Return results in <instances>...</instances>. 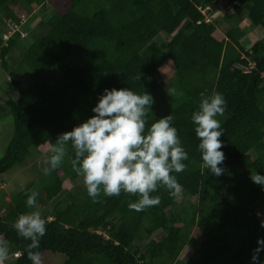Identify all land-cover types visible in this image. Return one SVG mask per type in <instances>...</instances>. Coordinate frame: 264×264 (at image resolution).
<instances>
[{"label": "trees", "instance_id": "obj_1", "mask_svg": "<svg viewBox=\"0 0 264 264\" xmlns=\"http://www.w3.org/2000/svg\"><path fill=\"white\" fill-rule=\"evenodd\" d=\"M46 3L53 10L48 29L17 63L7 60L27 36L24 23L20 29L25 37L17 32L6 45L0 40V66L16 93L7 101L13 135L0 159V179L24 164L33 148L93 115L98 95L113 87L153 97L146 127L172 114L188 159L182 172L171 173L179 189L170 192L158 185L150 195H158L159 203L140 211L127 206L136 195L123 191L117 196L101 192L95 201L87 192L69 195L68 204H57L52 220L43 218L46 231L34 251L61 253L66 256L62 264H250L257 239L264 238L255 207L264 201V191L249 178L255 172L264 175V42L255 41L246 50L241 41L248 30L241 25H232L217 39L219 0H0V23L8 24L4 32L21 22L11 6L32 11ZM228 6L235 13L246 10L250 26L264 30V0H228ZM203 9L212 13L210 21ZM160 35L168 37L163 44L155 40ZM167 61L176 82L160 97L156 73ZM248 61L255 68L244 73ZM213 90L226 101L223 115L216 117L223 130L219 139L226 169L219 177L200 167L190 120L200 94ZM66 156L41 184L47 201L63 191L64 174L72 181L81 177L71 165V146ZM177 191L198 203L194 212L182 208V224L171 211ZM31 193L26 186L10 202L0 199V238L20 252L8 264H31L25 254L30 241L12 228L19 214L34 210L25 205ZM183 226L192 234L184 233ZM158 231L164 234L161 240L151 239L143 249L135 245ZM184 252L190 256L181 260Z\"/></svg>", "mask_w": 264, "mask_h": 264}, {"label": "clouds", "instance_id": "obj_2", "mask_svg": "<svg viewBox=\"0 0 264 264\" xmlns=\"http://www.w3.org/2000/svg\"><path fill=\"white\" fill-rule=\"evenodd\" d=\"M153 103V97L146 91L136 93L129 87L105 88L91 108L93 115L70 131L58 134L43 173L47 175L62 163L66 145L70 144L72 168L82 177L87 195L94 201L101 192L104 196H117L123 191L137 197L127 205L131 210L140 211L156 205L159 196L150 194L158 185L170 192L179 189L176 177L171 173L184 170L188 153L172 124V114L154 119L146 127V114ZM225 105L221 93L213 90L206 95L202 92L190 117L198 140L200 167L216 177L226 171L222 166L225 155L219 139L223 130L216 118L223 115ZM249 178L264 191V175L255 172ZM36 196L37 193L32 192L25 200L26 207L34 210L19 214L12 224L18 237L30 241L25 254L31 264H41V254L34 250L39 248L40 238L46 231V221L35 208ZM46 219L50 221L52 217ZM260 226L264 228V220ZM256 244L250 264H264V259L260 258L264 238H258ZM17 252L13 251L12 259L18 258L14 257V253L19 255ZM8 254V248L0 246V264H4Z\"/></svg>", "mask_w": 264, "mask_h": 264}, {"label": "rangeland", "instance_id": "obj_3", "mask_svg": "<svg viewBox=\"0 0 264 264\" xmlns=\"http://www.w3.org/2000/svg\"><path fill=\"white\" fill-rule=\"evenodd\" d=\"M228 0L219 1V5L217 8V12L214 15L216 21L220 23L218 25V32H216L215 37L219 40L223 39L225 33L231 28L232 25H241L245 30H248L247 36L242 39L241 43L245 47L246 50H249L251 45L255 41H263L264 42V30L261 28H252L247 20V12L246 10L235 13L233 7L227 9ZM13 12L16 17L21 16L24 17V28L26 29L27 36L25 39H20L17 46L11 51V54L7 60L9 65H13L17 63L29 45L42 36L48 29L46 23L51 18L52 8L46 3L38 9L30 10L19 7L18 5L11 6ZM203 12L207 16V21H210L211 14L209 11L203 9ZM9 23V22H8ZM7 22L0 23V40L2 41V33L5 31L4 28L7 26ZM159 44H163L168 40V37L164 35H160L155 39ZM3 42V41H2ZM161 88L158 90L157 95L162 97L167 91L172 88L176 82V72L170 61H167L165 65L160 69L159 72L156 73ZM7 74L4 69L0 66V159L3 157L5 153V149L13 135V119L11 115V111L9 107L4 103L3 100H7L9 98H13V94L8 93V89H11L7 83ZM21 83L26 86L29 84L28 78L24 77L21 79ZM56 138L51 139L44 146L39 147L38 149L33 148L31 150V156L28 157L24 164L16 165L11 170H9L4 178L0 179V199L5 200V195L8 196V200L12 199L13 196L24 187L28 185H32V189H37L38 194L40 195V199L36 204V209L39 210L41 218H48L52 216L57 207V204H68L70 200L69 195H74L77 191L86 192V189L83 184L82 177H79L75 180H69L68 174H64L62 179L64 181L63 191H61L51 202L45 199V194L40 190L42 182L47 179V175H45L42 169L47 166L45 161L46 158L51 155V149L53 147L52 143H55ZM70 146L66 145V150ZM249 158L252 159V155H248ZM68 157L65 156L62 162H66ZM4 188H1L3 187ZM35 191V190H34ZM0 200V202L2 201ZM6 201V200H5ZM264 204L263 199H260L256 204V212L261 214L260 209L262 210V205ZM185 208L187 212H194L198 207L197 198L196 197H187L184 196L180 191H177L176 200L174 203V207L171 208L172 215L176 217L179 221V224L182 221L181 216H183L182 208ZM264 208V207H263ZM182 230L184 233L192 234V230L188 227L183 226ZM164 237V234L161 231L156 232L153 236L149 238H145L142 242H135V245L142 248L147 243V241L153 240H161ZM0 246H5L9 250V254L12 255V249L0 238ZM186 251V250H185ZM9 256V255H8ZM5 259L6 264L11 263V260L8 257ZM189 252H184L181 256V260H185L189 258ZM66 260V256L61 253H52V252H43L41 253V264H62ZM13 261V260H12ZM158 264V262L156 263Z\"/></svg>", "mask_w": 264, "mask_h": 264}, {"label": "built area", "instance_id": "obj_4", "mask_svg": "<svg viewBox=\"0 0 264 264\" xmlns=\"http://www.w3.org/2000/svg\"><path fill=\"white\" fill-rule=\"evenodd\" d=\"M205 10H207V9H205ZM24 22H25V19H24L23 16H21V22L20 23L14 24L13 26H9V29L6 30V32H4L3 35H2V41H3L4 45H6L8 40L10 38H12L15 34H17V32L19 33L21 38L25 37V32H23L20 29V26ZM254 68H255V63L253 61H248L247 66L243 67V72L244 73H250ZM19 256H20V253H19V255H15V253H14V257H19Z\"/></svg>", "mask_w": 264, "mask_h": 264}, {"label": "crops", "instance_id": "obj_5", "mask_svg": "<svg viewBox=\"0 0 264 264\" xmlns=\"http://www.w3.org/2000/svg\"><path fill=\"white\" fill-rule=\"evenodd\" d=\"M219 1H221V0H219ZM228 8H230L229 6L227 7V9ZM214 20H215V18H214ZM219 23V22H218ZM219 25H220V23H219ZM6 80H7V83L6 84H8L9 86H11V84H10V80H9V77L7 76V78H6ZM8 93H11V95L13 94L14 96H13V98H9V99H15L16 98V93L14 92V90L11 88V89H8ZM9 99H7V100H3L4 101V103L7 105V101L9 100ZM29 187H30V191L31 192H36L37 193V196H36V200H37V202H38V199H40L39 197H40V195L38 194V191H36L37 189H32L31 188V186L32 185H28ZM1 188H4V186L3 187H1ZM40 188V187H39ZM35 190V191H34ZM41 190V189H40ZM42 191V190H41ZM8 196H6L5 195V200H6V202L8 203V202H10V200H8ZM54 199V198H53ZM49 202H51V201H49ZM262 207V210L260 209V211H261V214H260V217H261V219L262 220H264V204L261 206ZM50 217H52V216H49V218ZM13 252V251H12ZM9 256L8 257H10L9 259L12 261V260H14V259H12V257H11V255L10 254H8ZM7 262H6V260L4 261V264H6Z\"/></svg>", "mask_w": 264, "mask_h": 264}]
</instances>
